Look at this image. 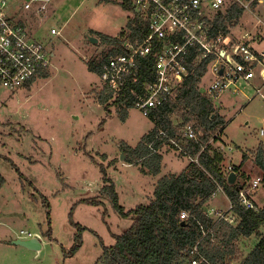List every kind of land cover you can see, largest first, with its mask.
<instances>
[{
  "label": "rangeland",
  "instance_id": "rangeland-1",
  "mask_svg": "<svg viewBox=\"0 0 264 264\" xmlns=\"http://www.w3.org/2000/svg\"><path fill=\"white\" fill-rule=\"evenodd\" d=\"M8 1L11 14L23 15L21 4L30 0ZM43 4L47 9L39 16L25 14L32 34L39 38L36 41L49 52L47 76L37 78L29 89L10 90L0 84V173L6 180L0 191V264H97L103 248L112 246L115 236L132 225L114 212L108 199H101V168L114 182L120 204L129 211L151 203L158 180L179 175L191 159L166 147L161 151L163 171L158 176L144 174L142 166L129 165L119 145L136 147L154 124L135 108L128 111L125 121L116 106L109 107L108 116L96 99L104 82L89 71L87 63L99 61L108 50L98 33L120 36L137 13L125 10L119 0H49ZM244 12L229 36L234 42L254 38L264 50V5ZM252 20L260 24L258 32L252 30ZM90 38L99 43L92 44ZM210 85L205 77L200 90L212 97ZM253 85L241 83L238 94L225 91L213 97L226 122L221 139L233 148L225 157V167L242 165L241 173L250 178V184L257 178L263 180L264 175L254 160L264 144V93ZM172 121L176 127L182 125L178 117ZM243 156L249 161L243 163ZM216 194L215 201L205 205L206 214L211 208L228 210L223 191ZM258 194L264 206L263 183ZM87 199H98L103 205L81 203ZM71 213L74 222L85 229L82 236L70 222ZM47 214L51 238L46 236L50 229ZM210 218L218 220L217 216ZM260 232L264 233V226ZM34 238L42 244L40 251L14 245L17 240ZM258 240L253 236L238 242L244 257Z\"/></svg>",
  "mask_w": 264,
  "mask_h": 264
},
{
  "label": "trees",
  "instance_id": "trees-1",
  "mask_svg": "<svg viewBox=\"0 0 264 264\" xmlns=\"http://www.w3.org/2000/svg\"><path fill=\"white\" fill-rule=\"evenodd\" d=\"M110 1V0H104ZM123 8L132 11L129 2L123 0ZM240 6H232L225 14L214 18L211 37L229 36L233 26L239 23L244 14ZM147 23L136 18L129 21L125 31L120 36L110 37L98 33L101 43L108 47L101 59L87 63L90 72L102 77L111 56L124 54L122 49L125 41L143 40L147 35ZM192 52V51H191ZM195 52L186 61L190 70L189 77L177 87L175 96L168 99L163 106L153 111L147 118L154 128L142 137L136 147L126 143L119 145L127 157V163L142 166V172L148 176H158L161 173L164 147L180 153L184 158L191 159L188 167L179 175H168L161 178L155 186L153 201L146 205H138L135 209L126 211L120 204V198L112 179L101 168L102 189L101 199H108L114 212L122 219L132 221L131 227L120 236H115V243L103 248V255L97 264H191L197 258L205 260L202 264H264V235L260 232L264 226V207L255 212L240 205L239 184L231 186L227 183L223 171V154L213 145L222 143L225 119L216 109L213 99L201 93L200 85L203 79L210 75V67L216 60L211 55L193 63ZM154 71V59L148 57L139 61L137 82L126 80L121 92L114 93L107 85L96 95L98 103L104 107L108 116L110 106L120 109L121 119L125 121L128 111L135 108L138 96L144 91L145 84L151 80ZM48 69L40 72L39 77L47 76ZM37 78L28 81L24 87L29 89ZM182 120L181 126H175L172 118ZM192 124L197 135L196 140L183 139L180 130ZM180 144L179 151L171 142ZM212 142V143H211ZM255 164L264 173V144H261L254 156ZM247 157L244 156L243 163ZM239 177L246 181L250 178L241 173L242 165L235 168ZM262 183L264 185V175ZM6 185V180L0 173V191ZM246 187V185H243ZM229 199L233 206V214L239 220L236 226L225 221H213L204 211L219 189ZM82 204L101 207L102 201L87 199ZM182 213L188 217L181 219ZM106 214H103L105 218ZM51 238V219L47 214ZM70 222L79 232H84L81 226L73 220ZM81 236H78L79 243ZM256 236L259 242L247 256H243L238 242ZM196 254H192L194 250Z\"/></svg>",
  "mask_w": 264,
  "mask_h": 264
},
{
  "label": "built area",
  "instance_id": "built-area-1",
  "mask_svg": "<svg viewBox=\"0 0 264 264\" xmlns=\"http://www.w3.org/2000/svg\"><path fill=\"white\" fill-rule=\"evenodd\" d=\"M42 0H30L23 5L30 10L32 5ZM124 3L123 0H119ZM140 21L147 23L148 35L143 40L125 41L124 54L111 56L102 75V81L114 93L121 92L126 80L137 82L139 61L148 57L154 59V71L151 80L145 84L144 91L135 102V109L148 117L170 98H172L190 70L186 64L188 56L195 52L197 62L211 55L216 60L211 65L214 82L210 94L221 93L238 83H248L255 77L254 64L258 59L243 41L234 42L230 36L211 37L212 24L218 14H225L232 6H240L244 11H253L263 0H125ZM46 5L40 7V14ZM131 11V12H132ZM10 12L8 0H0V84L10 90H18L39 77L44 69L50 67V56L46 47L33 39L28 31ZM136 19V18H135ZM52 34H57L55 30ZM192 51V52H191ZM223 70L222 75L220 72ZM264 81V70L260 72ZM183 139L196 140L192 125L181 130ZM264 135V130L261 131ZM182 151L180 144L171 140ZM223 149V148H222ZM221 149V150H222ZM230 166L227 174L234 173ZM262 184L257 179L250 186L239 190L238 201L247 210L259 211L253 195ZM219 190H222L221 188ZM223 191V190H222ZM230 203L228 212L210 210L208 217L217 216V221L235 225L237 217L232 216ZM188 217L182 213L181 219ZM195 249L192 254H196ZM205 260L193 259L191 264H202Z\"/></svg>",
  "mask_w": 264,
  "mask_h": 264
},
{
  "label": "crops",
  "instance_id": "crops-1",
  "mask_svg": "<svg viewBox=\"0 0 264 264\" xmlns=\"http://www.w3.org/2000/svg\"><path fill=\"white\" fill-rule=\"evenodd\" d=\"M102 1H104V0H100V2H102ZM9 2V1H8ZM43 2L44 3H48L49 2V0H42L41 2H37V3H35V4H33L32 5V7H31V9L30 10H25L24 8H23V4H21V7H22V10H23V15L21 14V15H18L19 13H14L13 15L14 16H16L15 18L17 19V21L28 31V33H29V35L33 38V39H35V40H39V38L37 39L36 38V34L33 32V34H32V32H31V30H30V24L28 23V16L25 14V13H29V12H31L30 13V15L32 14V13H34L35 15H38L39 16V13H38V10L40 9V7H42V6H44V4H43ZM28 3V2H27ZM9 4H10V2H9ZM25 4H26V2H25ZM46 5V9H47V4H45ZM264 5V0L262 1V3L261 4H259L258 5V9L260 8L261 9V7ZM25 20H23V19ZM254 20V19H253ZM252 20V21H253ZM255 21V20H254ZM253 21V26H252V30H255V32H258V26H260V24H258V23H260L261 22V19H259L258 20V23L257 22H254ZM53 31V30H52ZM255 35H256V33H254ZM245 35V34H244ZM254 39V38H253ZM251 40V38L250 39H248V41L246 42V41H243V42H245L246 43V46H247V48L250 50V52H252L253 53V55L258 59V62L257 63H255L254 64V68H255V77L250 81V82H248V83H246V85H250L251 83H253L254 82V85H253V87H254V89L255 90H257L258 91V93H260V91L262 90V92L264 93V81L262 80V78H261V75H260V72H261V70H264V50H261L260 48H259V46L261 45L260 43L261 42H259V41H256V40ZM98 40V39H97ZM41 41V40H40ZM237 42H240V41H237ZM98 43H99V40H98ZM97 43V44H98ZM48 71H49V68H48ZM222 73H223V70L220 72V75H222ZM101 78V80H102V77H100ZM206 78H209V81L213 84V82H214V76L212 75V73H211V67H210V75H208ZM241 83H238V84H235L234 86H231V87H229L228 89H226V90H224L223 92H225V91H230V92H234V94H238V92L240 91V87H239V85H240ZM104 86H105V83H104ZM210 86H212V85H210ZM233 90V91H232ZM201 91V90H200ZM223 92H221V93H216V94H222ZM201 93H202V91H201ZM210 93V92H209ZM203 94V93H202ZM215 94V95H216ZM174 96H175V94H174ZM210 96V95H209ZM208 96V97H209ZM212 97V99H213V97H215V98H217L216 96H214V95H211ZM220 97V96H219ZM246 99H247V97H246ZM247 100H249V99H247ZM214 102V105H215V101H213ZM216 106V105H215ZM216 109L219 111V114H220V109L216 106ZM264 129H262L261 131H263ZM223 135V134H222ZM261 136L262 137H264V135H262L261 134ZM225 142H226V140L225 141H222V143H220L218 146H215L218 150H219V152L220 153H222L223 154V157H224V162H225V157L227 156V154H231V153H233V148H231L230 147V145L228 146V145H225ZM214 144V143H213ZM164 148H166V147H164ZM163 148V149H164ZM223 148V149H222ZM162 149V150H163ZM222 149V150H221ZM178 153V152H177ZM180 154V153H179ZM164 161V160H163ZM243 161H244V156H243ZM249 161V157H247V159H246V162H248ZM223 162V171H224V174L226 175V179L228 178V176L231 174V173H229V174H227V169H228V167H230V166H233V167H238V166H236V165H233V164H231L230 166H226L225 167V163ZM245 162V163H246ZM188 167V165L185 167V169ZM184 169V170H185ZM183 170V171H184ZM242 171H243V168L241 169ZM162 171H163V168H162ZM182 171V172H183ZM181 172V173H182ZM234 173H236V172H234ZM180 174V173H179ZM170 175H174V174H170ZM166 176H168V175H166ZM177 176V175H176ZM238 176V178H237V181H236V183H238L239 184V186H240V188H239V190L243 187V180H245V179H243V178H241V177H239V175H237ZM257 179H261V178H257ZM257 179H255V180H257ZM160 180V179H159ZM158 180V181H159ZM254 180V181H255ZM241 181V182H240ZM249 182V184H250V181H248ZM243 184V185H242ZM247 185V186H250V185ZM261 186V185H260ZM259 186V187H260ZM259 187H258V189H259ZM258 189H257V191L255 192V194L253 195V200H254V202H255V204L257 205V207L259 208V210H261L264 206H261L260 205V198H259V194H258ZM238 190V191H239ZM219 191V190H218ZM216 195H218V194H215V196ZM214 196V197H215ZM223 196L225 197V199L227 200V202H228V204H229V208H230V201H229V199L227 198V196L224 194V192H223ZM214 197L212 198V200L208 203L209 205H211V202L213 201H215L214 200ZM211 207V206H210ZM229 208H228V210H229ZM210 209V208H209ZM210 210H215V211H220V212H228V210H226V211H224V209L223 208H211ZM209 210V211H210ZM232 216H234V217H236L234 214H232ZM239 222V221H238ZM234 226H236V225H234ZM262 234H264L263 232H261ZM251 239V238H250ZM257 243L259 242V240L258 241H256ZM257 244H255L254 245V247L252 248V250L255 248V246H256Z\"/></svg>",
  "mask_w": 264,
  "mask_h": 264
},
{
  "label": "water",
  "instance_id": "water-1",
  "mask_svg": "<svg viewBox=\"0 0 264 264\" xmlns=\"http://www.w3.org/2000/svg\"><path fill=\"white\" fill-rule=\"evenodd\" d=\"M90 41L92 44L96 45L98 43V40L96 38H90ZM121 160H125L124 155H121ZM237 174L236 173H231L228 178H227V183L231 186L236 184L237 181ZM14 245H18L21 247H24L28 250H32V251H40L42 249V244L40 242L39 239H30V240H17L16 242H14Z\"/></svg>",
  "mask_w": 264,
  "mask_h": 264
}]
</instances>
